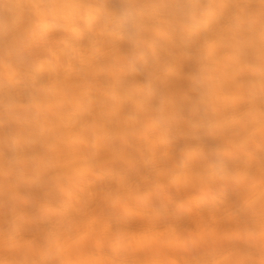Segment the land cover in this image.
Wrapping results in <instances>:
<instances>
[{"label": "bare ground", "instance_id": "bare-ground-1", "mask_svg": "<svg viewBox=\"0 0 264 264\" xmlns=\"http://www.w3.org/2000/svg\"><path fill=\"white\" fill-rule=\"evenodd\" d=\"M0 264H264V0H0Z\"/></svg>", "mask_w": 264, "mask_h": 264}]
</instances>
